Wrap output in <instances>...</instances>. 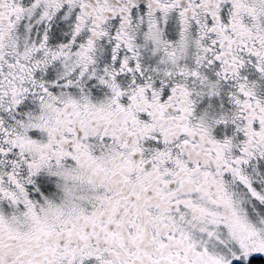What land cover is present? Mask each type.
<instances>
[{"label": "snow or ice", "instance_id": "obj_1", "mask_svg": "<svg viewBox=\"0 0 264 264\" xmlns=\"http://www.w3.org/2000/svg\"><path fill=\"white\" fill-rule=\"evenodd\" d=\"M0 264H264V0H0Z\"/></svg>", "mask_w": 264, "mask_h": 264}]
</instances>
